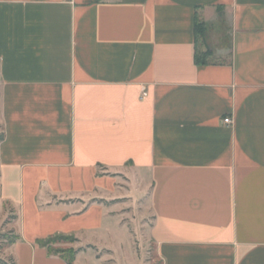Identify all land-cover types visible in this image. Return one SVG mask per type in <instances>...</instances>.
Returning a JSON list of instances; mask_svg holds the SVG:
<instances>
[{"label": "crops", "instance_id": "1", "mask_svg": "<svg viewBox=\"0 0 264 264\" xmlns=\"http://www.w3.org/2000/svg\"><path fill=\"white\" fill-rule=\"evenodd\" d=\"M219 10L229 47L198 65ZM0 82L17 264H68L38 244L58 235L120 246L122 176L161 264H264V0H0Z\"/></svg>", "mask_w": 264, "mask_h": 264}, {"label": "rangeland", "instance_id": "2", "mask_svg": "<svg viewBox=\"0 0 264 264\" xmlns=\"http://www.w3.org/2000/svg\"><path fill=\"white\" fill-rule=\"evenodd\" d=\"M224 46L229 47L228 37ZM199 47L203 51L202 42H199ZM2 134L0 82V136ZM132 184L131 176H122L121 191L124 196L115 199L112 205L116 214L120 216L121 225L126 228L127 237L124 235L121 239L122 243L125 242V246L122 243V246H88L74 237L77 241H58L51 248L61 251L81 249L78 264H161L149 235L153 223L149 193L137 195L134 200L130 197V193L134 190L137 194L138 189ZM17 213L21 217L19 210L17 212L10 204L3 201L0 191V264H17L14 246L10 243L12 238L18 236V229L21 228L20 223L17 226Z\"/></svg>", "mask_w": 264, "mask_h": 264}, {"label": "trees", "instance_id": "3", "mask_svg": "<svg viewBox=\"0 0 264 264\" xmlns=\"http://www.w3.org/2000/svg\"><path fill=\"white\" fill-rule=\"evenodd\" d=\"M195 32L197 36V53L195 56V61L198 65H209L212 63V56L215 51V40L218 38V34H220L221 44L224 45L226 43L228 37V29L226 25V19L223 10H219V21L215 28L209 26L205 23L198 22L195 26ZM219 40V39H217ZM199 42H202L203 51L200 50ZM3 139V136H0V141ZM21 238L19 236L12 238L10 240L11 244H16ZM58 241H77L73 236H54L49 239L40 241L38 244L41 248H45L48 250L49 254L52 256H60L64 259L68 264H74L76 255L81 252V249L78 250H54L51 246Z\"/></svg>", "mask_w": 264, "mask_h": 264}, {"label": "built area", "instance_id": "4", "mask_svg": "<svg viewBox=\"0 0 264 264\" xmlns=\"http://www.w3.org/2000/svg\"><path fill=\"white\" fill-rule=\"evenodd\" d=\"M143 95H144V96L146 95V92H145V91L143 92ZM224 123H225V124H231L232 121H231V119L228 118V119H225V120H224Z\"/></svg>", "mask_w": 264, "mask_h": 264}]
</instances>
